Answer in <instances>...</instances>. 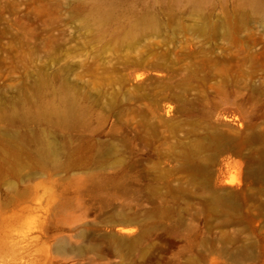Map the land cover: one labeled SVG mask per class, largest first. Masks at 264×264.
Wrapping results in <instances>:
<instances>
[{
    "label": "rangeland",
    "instance_id": "rangeland-1",
    "mask_svg": "<svg viewBox=\"0 0 264 264\" xmlns=\"http://www.w3.org/2000/svg\"><path fill=\"white\" fill-rule=\"evenodd\" d=\"M0 264H264V0H0Z\"/></svg>",
    "mask_w": 264,
    "mask_h": 264
},
{
    "label": "bare ground",
    "instance_id": "bare-ground-1",
    "mask_svg": "<svg viewBox=\"0 0 264 264\" xmlns=\"http://www.w3.org/2000/svg\"><path fill=\"white\" fill-rule=\"evenodd\" d=\"M212 202H213L214 206L219 208V209H224L230 203L226 197L221 196V195H216L215 197H213Z\"/></svg>",
    "mask_w": 264,
    "mask_h": 264
}]
</instances>
